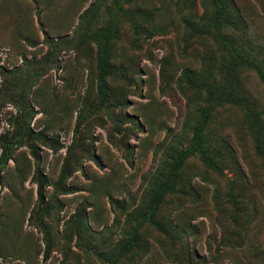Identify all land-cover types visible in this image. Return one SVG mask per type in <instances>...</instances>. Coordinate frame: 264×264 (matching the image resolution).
I'll return each instance as SVG.
<instances>
[{"label": "rangeland", "instance_id": "374dc122", "mask_svg": "<svg viewBox=\"0 0 264 264\" xmlns=\"http://www.w3.org/2000/svg\"><path fill=\"white\" fill-rule=\"evenodd\" d=\"M7 150L0 264H264V0H0Z\"/></svg>", "mask_w": 264, "mask_h": 264}, {"label": "trees", "instance_id": "16d2710c", "mask_svg": "<svg viewBox=\"0 0 264 264\" xmlns=\"http://www.w3.org/2000/svg\"><path fill=\"white\" fill-rule=\"evenodd\" d=\"M107 74V67H103L102 68V72H101V81L105 80ZM104 83V81H103ZM100 88L101 90L104 89V84H100ZM11 159V154L9 152V150H7L4 154L1 155V159H0V174L2 173V171L4 170L6 164L8 163V161Z\"/></svg>", "mask_w": 264, "mask_h": 264}]
</instances>
